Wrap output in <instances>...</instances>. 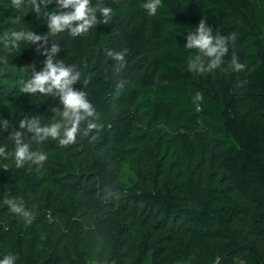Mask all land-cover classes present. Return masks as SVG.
I'll list each match as a JSON object with an SVG mask.
<instances>
[{"label": "trees", "instance_id": "obj_1", "mask_svg": "<svg viewBox=\"0 0 264 264\" xmlns=\"http://www.w3.org/2000/svg\"><path fill=\"white\" fill-rule=\"evenodd\" d=\"M145 2L103 0L112 9L109 24L55 37L61 51L54 59L80 70L74 88L88 94L101 127L68 146L52 139L37 145L28 133L31 150L47 155L41 165L16 168L14 158L0 157V260L13 254L16 264H93L110 242L109 264H264V123L248 111L264 115V0H162L155 16ZM45 11H58L55 0L40 14L21 0L20 31L47 33ZM202 17L214 33L237 37L221 69L204 75L187 70L195 52L184 47ZM18 45L26 68L20 80L0 46V146L8 152L20 119L48 125L51 107H63L56 97L20 92L19 81L46 57L35 45ZM124 48L126 66L117 71L106 51ZM233 54L243 71L223 70ZM198 91L204 98L194 103ZM142 145L159 148L155 170L123 182L112 162ZM199 152L205 158L191 175H175ZM23 190L36 197L38 221L54 238L37 243V220L27 224L9 212L5 200L22 201ZM86 214L99 241L80 249L74 239L86 232Z\"/></svg>", "mask_w": 264, "mask_h": 264}, {"label": "clouds", "instance_id": "obj_2", "mask_svg": "<svg viewBox=\"0 0 264 264\" xmlns=\"http://www.w3.org/2000/svg\"><path fill=\"white\" fill-rule=\"evenodd\" d=\"M12 2L14 7L20 8L21 0ZM52 2L53 0H31V7L34 13L40 14ZM161 3L162 0H146L142 7L149 16H155ZM55 4L58 11L43 13L46 16L47 33L41 34L29 29L11 33L13 46H18L19 42L23 41L35 45L37 51L46 57L42 61V69L37 71L35 65H31L30 78L19 81L20 92L56 97L63 106L62 109L51 107L53 122L48 125H42L35 117L24 118L18 121L17 130L12 127L9 120L3 121L6 131L12 127L9 139L14 141L15 147L13 151L8 152L6 145L0 146V157L14 158L16 168H23L29 162L41 165L47 160L46 153L31 150L30 143L26 142L28 133L32 134L30 138L28 137L30 141L37 145L52 139L58 140L60 146H68L76 142L78 134L88 136L93 130L101 127L95 122L99 114L87 98L88 94L74 88L81 79L80 70L75 64L65 65L62 60L54 59L61 51L55 37L67 32L69 36L75 38L87 34L100 24H109L112 9L105 6L103 0H96L95 3H92V0H55ZM22 17L17 16L16 20H22ZM236 38L235 33L228 36L214 33L212 27L207 25L206 18L202 17L195 30L189 31L186 35L184 47L195 52V55L188 58L187 70L204 75L221 69L225 64L224 57L229 53V45L234 44ZM128 54L129 50L126 48L106 51L107 57L114 62L117 71L125 68ZM245 67L244 63L239 62L238 56L233 54L223 70L241 72ZM123 84V81L119 82L117 88H122ZM203 98V94L198 91L193 97V102H200ZM57 116L60 119L57 120ZM4 170H7L6 166ZM5 203L10 213L22 216L27 224L32 223L34 216L31 211L26 210L23 201L13 197L5 200ZM16 259L15 255L9 254L0 260V264H16Z\"/></svg>", "mask_w": 264, "mask_h": 264}, {"label": "rangeland", "instance_id": "obj_3", "mask_svg": "<svg viewBox=\"0 0 264 264\" xmlns=\"http://www.w3.org/2000/svg\"><path fill=\"white\" fill-rule=\"evenodd\" d=\"M126 1V0H124ZM17 8L14 7L12 3H2L0 4V46L4 49L5 52V61L7 67L9 68L11 74L17 78L22 79L26 75V68L22 64L20 59V48L18 46H13L11 41V33L20 31L21 26L20 22L16 20L18 16ZM7 42V46H6ZM107 56V55H106ZM11 98V97H9ZM12 99V98H11ZM249 114L254 117H261L264 123V115L256 110L253 106L248 109ZM161 128L166 127L164 120L161 122ZM205 154L199 152L195 157L184 158L182 165L175 169V175L178 177H184L191 175L199 163L204 160ZM159 161V148L156 146L142 145L141 149L132 156H127L122 160L112 162L113 165L119 166L122 172V181L127 182L130 179L136 177L137 170H140L141 173L150 175L151 172L155 170V165ZM23 203L26 210L32 212L34 219L36 221V231L35 237L36 242L39 243L41 240L47 238H54V231L45 224L43 221H38L37 208L39 202H36V197L31 195L26 190L22 191ZM75 201L74 199H72ZM78 202L76 199L75 203ZM87 215V214H86ZM93 215L89 214L85 217L87 222L86 232L83 235L75 236V244L80 249H90V247L97 244L99 241L94 231L92 230ZM108 243V247L100 253L99 260L93 264H109L107 258L110 256L111 244Z\"/></svg>", "mask_w": 264, "mask_h": 264}]
</instances>
